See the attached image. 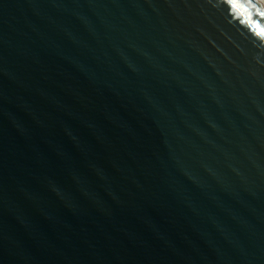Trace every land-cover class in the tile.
<instances>
[{
	"label": "water",
	"instance_id": "95a60500",
	"mask_svg": "<svg viewBox=\"0 0 264 264\" xmlns=\"http://www.w3.org/2000/svg\"><path fill=\"white\" fill-rule=\"evenodd\" d=\"M257 0H0V264H264Z\"/></svg>",
	"mask_w": 264,
	"mask_h": 264
},
{
	"label": "snow or ice",
	"instance_id": "6c2138e0",
	"mask_svg": "<svg viewBox=\"0 0 264 264\" xmlns=\"http://www.w3.org/2000/svg\"><path fill=\"white\" fill-rule=\"evenodd\" d=\"M229 4L236 7V0H228ZM260 16L264 17V13H259ZM253 27L259 28V34L264 35V28H260L259 25L253 23Z\"/></svg>",
	"mask_w": 264,
	"mask_h": 264
},
{
	"label": "bare ground",
	"instance_id": "6f19581e",
	"mask_svg": "<svg viewBox=\"0 0 264 264\" xmlns=\"http://www.w3.org/2000/svg\"><path fill=\"white\" fill-rule=\"evenodd\" d=\"M264 7V0H257Z\"/></svg>",
	"mask_w": 264,
	"mask_h": 264
}]
</instances>
